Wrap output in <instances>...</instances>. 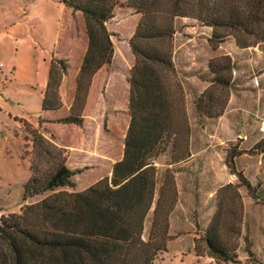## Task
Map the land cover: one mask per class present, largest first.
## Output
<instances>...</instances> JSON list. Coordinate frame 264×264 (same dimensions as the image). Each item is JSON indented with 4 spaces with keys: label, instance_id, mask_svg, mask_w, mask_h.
Listing matches in <instances>:
<instances>
[{
    "label": "trees",
    "instance_id": "16d2710c",
    "mask_svg": "<svg viewBox=\"0 0 264 264\" xmlns=\"http://www.w3.org/2000/svg\"><path fill=\"white\" fill-rule=\"evenodd\" d=\"M62 2L81 13L87 35L70 113L58 120L65 123L81 124L80 114L92 78L112 60V33L106 22L115 7L123 4L139 14L128 38L134 61L127 77L129 120L122 156L112 164L109 178L102 177L82 190H66L63 187L74 188L73 176L80 170L70 169L64 149L35 130L30 176L23 184L22 201L48 193L36 201L24 202L19 212L0 214V264H153L167 251L171 239L169 217L177 201L169 168L165 169L155 199L156 161L166 152L170 153L168 164L190 155L184 88L172 57L175 19L188 17L211 27L208 41L213 48L228 36L241 46L264 44V0ZM67 67L65 60L51 59L42 109L61 106L59 85ZM208 68L212 77L195 104L199 114L214 117L222 114L225 105L223 102L218 110L214 109L215 89L224 91L231 85V58L213 57ZM228 153L226 162L232 169L234 157L241 152L231 148ZM231 187H219L217 210L204 233L194 240L196 255L204 250L224 264L236 262V238L241 233V211L224 213L226 200L232 197L226 196V190ZM153 205L150 229L144 237L145 220Z\"/></svg>",
    "mask_w": 264,
    "mask_h": 264
},
{
    "label": "rangeland",
    "instance_id": "374dc122",
    "mask_svg": "<svg viewBox=\"0 0 264 264\" xmlns=\"http://www.w3.org/2000/svg\"><path fill=\"white\" fill-rule=\"evenodd\" d=\"M28 1L5 0L7 15L16 16L15 10L19 3L26 5ZM68 10L63 14V18H69L67 31H73L74 26L77 34H80L84 28L82 15L78 11ZM138 16V13L123 4L115 7L106 27L116 44L127 35L126 22ZM174 27L172 57L184 88L185 111L190 128L189 149L197 153L175 164H168L169 152L157 159L155 199L165 169L169 168L177 190L171 231L178 234L196 233L198 237L195 240L204 233L211 221V210L214 213L217 210V190L225 184H231L226 196H232L229 199L233 201L226 200L224 213L238 210L242 217L241 233L236 238V262L227 264H264V133L261 131L264 126L261 124L264 118V44L241 46L234 37L228 36L213 48L208 41L211 27L188 17H177ZM221 55L231 58V85L224 91L219 88L214 91L217 100L214 109L218 110L224 102V114L207 117L198 113L195 100L209 85L212 77L208 68L209 60L213 57L218 59ZM111 62L100 71L88 101L86 97L80 114L81 124L61 122L64 123L63 139L73 152L68 165L73 170H80L73 176L74 190H82L102 177L109 178L112 164L122 156L129 120V68L118 67L121 64L131 65L133 59L128 53L119 50L116 66L111 65ZM0 63L1 214L19 212L24 202L36 201L48 192L22 201L23 184L30 176L32 133L37 130L25 119L40 111V100L37 92L28 88L20 72L14 75L7 72L6 67L10 64L8 56L0 53ZM54 138L50 135V140L55 143ZM231 148L241 152L234 157L232 169L226 162ZM239 176L249 187L244 185ZM256 178L262 185L255 183ZM64 188L72 190L67 186ZM153 208L154 205L145 220L144 237L150 229ZM198 244L203 248L202 241H198ZM202 255V259H197L189 237L184 236L172 240L167 251L153 264H224L206 258L204 250Z\"/></svg>",
    "mask_w": 264,
    "mask_h": 264
},
{
    "label": "crops",
    "instance_id": "0c3cea01",
    "mask_svg": "<svg viewBox=\"0 0 264 264\" xmlns=\"http://www.w3.org/2000/svg\"><path fill=\"white\" fill-rule=\"evenodd\" d=\"M68 9L71 8L64 5L63 2L55 3L52 0H30L26 5L19 3L15 10L16 16L9 17L5 7V0H0V53L8 56L10 60V64L6 67L7 72L12 75L20 72L27 81L26 85L28 88L35 90L39 96L40 111L33 116H28L25 120L30 121L32 126L36 127L48 139H50V135L55 137V143L65 149V153L67 154L65 163L71 169L68 162L73 152L70 150L68 143L63 139L64 123L56 120L69 114L75 94L76 75L87 47V36L85 33V25L83 32L80 34H77L74 26L73 31H67L69 18H63V14L65 11H69ZM138 18L130 19L126 22L128 28L125 31L127 35L123 41H119L116 44L111 39L113 43V59L111 65L116 66L119 50L128 53L134 61V56L127 39L132 35ZM53 57L61 58L68 64L67 73L63 76L59 85L61 106L56 109H42L41 102L46 88L50 62ZM132 64L129 66H123L121 64L122 66L118 68H129L130 71ZM1 67L2 64L0 63ZM103 68L106 67L104 65L101 66L93 76L87 101L90 97L92 86ZM261 124L264 125V118ZM261 131L264 133V126ZM262 137H264V134ZM194 153H197V151L193 152L190 149V155L192 156ZM255 183L262 185L257 178ZM256 191L259 190L256 189ZM174 209L169 217V233L173 237L168 241L167 248L172 240L187 236L194 250V238L198 237V234L192 232L178 234L177 232L171 231V215ZM213 214L214 210L212 209L210 215L212 216ZM196 257L197 259H202L204 256L196 255ZM206 258L209 260L213 259L207 255Z\"/></svg>",
    "mask_w": 264,
    "mask_h": 264
}]
</instances>
